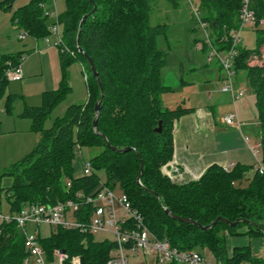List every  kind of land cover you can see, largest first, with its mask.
I'll return each instance as SVG.
<instances>
[{"label":"trees","instance_id":"obj_1","mask_svg":"<svg viewBox=\"0 0 264 264\" xmlns=\"http://www.w3.org/2000/svg\"><path fill=\"white\" fill-rule=\"evenodd\" d=\"M14 1L0 0V9L8 10ZM52 1L30 0L14 11L12 21L26 35L42 40L50 34V18L45 16V9ZM62 1L64 10L58 14V22L68 51L57 48L61 80L57 89L42 93L38 106L25 105L19 115L30 122V131L37 135L38 141L28 154L2 173L12 178L10 187L0 189L7 213L16 215L29 205L76 200L77 194L91 196L108 187L124 194L149 231L159 240L166 239L173 248L208 250L217 264H264V260L252 257L248 246L233 248L230 254L226 250V235L264 238V175L254 172V167L236 164L225 171L212 165L198 180L177 184L162 172L173 156L174 123L193 109L181 106L168 109L161 104L160 96L172 92L171 87L162 84L161 70L167 62L166 55L157 47L158 37L165 34L168 26L149 25L150 0ZM165 1L178 9L183 0ZM243 1H196L200 19L210 31L208 39L219 52L232 47L230 32L239 27ZM94 5L95 11L80 24ZM249 8L256 20L253 26L256 47L237 48L233 69L236 75L245 73V85L254 96V116L260 129V161L264 164V67L246 66L249 56L264 45V29H259V22L264 20V0H249ZM78 47L91 58L102 87L97 132L92 122L94 106L101 97L100 88ZM208 50L204 42L201 53L207 54ZM21 59V52L0 55V98L9 82L8 73L21 64ZM74 61L88 75L87 101L71 105L63 117L46 128L54 108L71 91L66 74ZM12 97L9 95L5 102L8 113ZM159 123L161 132L157 133ZM106 141L117 150H129L113 151ZM82 147L100 151L89 161L91 174L76 177L73 161L76 149ZM141 162L143 170L139 177ZM101 171L105 183L98 177ZM68 182L70 187L66 186ZM165 208L201 226L211 224L218 217L239 222L234 228L217 223L202 231L173 220L164 213ZM90 209V205H82L84 217L82 214L80 220H86ZM39 245L51 264L55 249L64 251L69 259L83 257L85 264H106L116 249L113 242H97L92 234L62 227L47 238H39ZM25 257L24 235L16 223H0V264H23Z\"/></svg>","mask_w":264,"mask_h":264},{"label":"rangeland","instance_id":"obj_2","mask_svg":"<svg viewBox=\"0 0 264 264\" xmlns=\"http://www.w3.org/2000/svg\"><path fill=\"white\" fill-rule=\"evenodd\" d=\"M30 0H15L8 10L0 9V54H12L22 51L21 59V79L12 81L8 84L0 98V189L4 190L12 184V178L2 173L12 164L22 159L28 154L38 141L36 134L25 128L28 121L17 117L18 111H22L25 104L28 106H38L41 103V95L44 91L57 89L61 80L59 67L58 50L54 45L56 36L50 33L47 38L51 45L42 40H35L25 35L24 40H19L18 36L24 34L19 30L12 16L14 11L26 5ZM197 0H183L178 9L171 8L165 0H150L149 25L156 26L166 24L168 26L165 34L157 39V47L166 55V66L161 70V81L165 86L172 89L171 93L160 96L161 104L164 108L174 109L177 106L183 108L197 107L201 103H212L208 96L213 99L222 96L221 79L225 74L218 69L216 62H207L206 54L201 53L202 46L206 42L204 31L200 28L193 12L195 11L200 18V11L196 7ZM60 14L64 10L62 0H53L49 9L54 8ZM201 20V19H200ZM53 19H50V24ZM201 22H203L201 20ZM259 29H264L259 26ZM61 34V27H59ZM210 34L207 28V35ZM240 41L236 48L253 50L255 46V28L247 25L239 34ZM39 47V50L37 47ZM199 47V48H198ZM25 68L27 72H25ZM84 71L78 61L71 63L67 69V83L71 91L54 108L45 123L49 128L52 123L60 117H63L66 110L71 105H79L87 101V84ZM239 80V87L246 92L242 100L236 102L233 106L231 100L223 104H217V117L222 118L226 114L236 110L240 123H243V129L248 132V137L252 142H259L260 129L255 118L254 96L246 87L245 73L235 74ZM9 95H13L10 112H6L5 102ZM222 96V97H221ZM191 99V102H189ZM223 99V98H222ZM211 105V104H210ZM240 106V107H239ZM21 113V112H20ZM241 117H240V115ZM24 124V126L22 125ZM28 126V125H27ZM34 141L35 144H34ZM99 149L82 147L76 149L74 156L75 173L82 175L84 164L89 162L99 153ZM252 173L249 174V176ZM98 177L102 183H105V175L101 171ZM118 195L120 191L114 190ZM1 212H7V203L3 192L0 195ZM28 232H32L34 226L28 225ZM245 228H240L243 231ZM40 238H47L53 232L46 225L39 226ZM94 240L97 242H112L113 236L108 233L94 234ZM237 242L245 244L247 238L236 239ZM199 253L208 264H215L216 260L208 250L194 249ZM129 264H153L152 257L144 258L142 255L129 254ZM53 264H56L54 260Z\"/></svg>","mask_w":264,"mask_h":264},{"label":"built area","instance_id":"obj_3","mask_svg":"<svg viewBox=\"0 0 264 264\" xmlns=\"http://www.w3.org/2000/svg\"><path fill=\"white\" fill-rule=\"evenodd\" d=\"M193 14L200 28L204 31L206 43L209 46L206 54L207 62H216L217 66L224 72L225 76L222 80L221 91L230 96L231 102L235 106L234 104L240 101L246 92L235 84V71L233 69V61L237 55L235 46L240 41L239 34L243 28L247 25L254 26L256 23L254 13L249 8V0L243 1L239 14L238 29L230 32L232 47L224 52H219L212 47L207 35V24L201 22L195 11ZM45 16L53 19L49 31L56 36L54 45L62 51H68L62 35L59 33L60 25L55 6L53 10L45 9ZM259 24L263 26L264 20H261ZM25 35V33L21 34L19 39L24 40ZM44 42L51 45L47 37ZM246 66L248 68L264 67V45L259 48L258 52L249 56ZM21 76V64L12 68L8 73V78L12 81L20 80ZM85 80H87L86 75ZM222 122L227 128L236 127L240 129L241 127L236 110L226 114L222 118ZM249 148L256 159L253 171L264 175V164L260 161L259 143L249 146ZM231 168L224 169L228 171ZM90 174L91 166L87 162L82 168V176ZM66 186L70 187V183L68 182ZM83 204L91 206L90 212H88V216L84 221L80 220L82 214L84 217ZM11 221L16 223L24 235L26 257L23 264H51L46 261L45 254L39 245V226L41 225H46L53 231L58 227H62L64 229H77L81 233L92 235L97 233L112 235V242L115 243L116 249L112 251L106 264H129V254H140L144 258L152 257L153 264H208L199 253L193 250H178L171 247L166 239L159 240L156 238L144 224L143 217L131 207L127 197L121 192L117 195L114 190L108 187H103L91 196L77 194L76 200L59 202L55 205H29L16 215L0 212V223ZM28 225L34 226L32 232H28ZM52 257L56 264L67 262L68 264H79V257L69 259L68 255L59 249L53 250Z\"/></svg>","mask_w":264,"mask_h":264},{"label":"crops","instance_id":"obj_4","mask_svg":"<svg viewBox=\"0 0 264 264\" xmlns=\"http://www.w3.org/2000/svg\"><path fill=\"white\" fill-rule=\"evenodd\" d=\"M37 49L39 50V47ZM20 52L23 54L22 51ZM25 72H27L26 68ZM235 84L240 88L237 76ZM223 95L227 96L228 94L222 92ZM222 98L219 101L218 97L213 99L208 96L209 100H213L211 105L202 102L200 106L189 107L193 109V112L181 117L174 123L172 160L162 168L163 174L173 182L184 184L196 181L212 165L222 168L233 167L236 164L247 167L256 165V159L249 146L257 144V142L250 140L247 135L248 132H246L247 128L246 130L243 129L245 125L242 126L243 123H241L240 129L236 127L227 128L222 122L224 116L222 118L217 117V104L221 105L231 100L229 95L226 99L224 96ZM22 111H18L17 117ZM22 125L24 126V124ZM27 125L25 128L30 131L29 121ZM75 176L78 175L75 173ZM242 237L247 238L245 244L236 241ZM246 246L250 248L253 258L264 260V238L226 235V250L229 254L233 248Z\"/></svg>","mask_w":264,"mask_h":264},{"label":"water","instance_id":"obj_5","mask_svg":"<svg viewBox=\"0 0 264 264\" xmlns=\"http://www.w3.org/2000/svg\"><path fill=\"white\" fill-rule=\"evenodd\" d=\"M90 2L92 3L91 0H90ZM95 9H96V7H95V5H94V7H93V9L91 10V12H90L89 14L83 16V18H82L80 24H83V23L86 21L87 17H89V16L95 11ZM77 51H78V53L82 54V55L86 58V60H87V62H88V65H89V67H90V73H91V76H92L94 79H96L97 84H98V86H99V88H100L101 97L99 98V100L96 102V104H95V106H94L95 117H94L93 122H92L93 129H94L95 132H97V120H98L99 112H100V109H101V100H102V96H103L102 87H101V83H100V80H99V78H98V74H97V72H96V70H95V67H94V64H93L91 58L87 57V56L83 53V51H82L81 48L78 47V50H77ZM155 132H157V133H160V132H161V123H159L158 128L155 129ZM106 146L109 147V148H111L113 151H117V152H123V151H127V150H129V148H124V149H121V150H117V149H115V148L109 146V143H108L107 141H106ZM142 170H143V162L140 163L139 177H140V175H141V173H142ZM139 177L137 178V183H138V184H139ZM152 194H153L154 196H157V194H155V193H153V192H152ZM164 213H165L166 215L170 216L173 220H176V221H178V222H182V223H185V224L193 225V226H195V227L200 228L202 231H207V230H209L210 228H212L213 226H215L217 223H223V224L228 225L230 228H234V227L237 225V223L239 222V221H236V222L231 223V222H229V221H227V220H225V219H223V218H221V217H218V218H216L213 222H211V224H209V225H207V226H201L199 223L194 222V221H192L191 219L183 218V217H179V216H175V215H173V214L170 213V211H169L168 209H166V208L164 209ZM263 234H264V231H263ZM63 252H64V251H63ZM79 264H85V261H84L83 257H79Z\"/></svg>","mask_w":264,"mask_h":264}]
</instances>
